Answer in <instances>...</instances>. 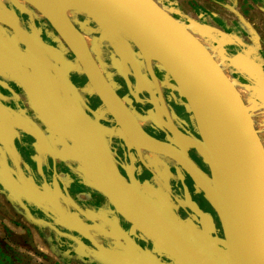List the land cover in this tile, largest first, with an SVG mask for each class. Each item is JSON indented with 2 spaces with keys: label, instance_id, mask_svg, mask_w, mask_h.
Segmentation results:
<instances>
[{
  "label": "flooded vegetation",
  "instance_id": "1",
  "mask_svg": "<svg viewBox=\"0 0 264 264\" xmlns=\"http://www.w3.org/2000/svg\"><path fill=\"white\" fill-rule=\"evenodd\" d=\"M73 13L106 82L147 133L177 150L186 134L200 138L186 99L155 60L156 80L123 32ZM0 138L27 179L19 187L0 168V193L31 221L66 232L57 238L49 226L60 249L98 258L52 202L122 257L132 255L129 244L161 264H218L213 247L223 230L204 191L177 159L134 145L56 28L25 0H0ZM186 152L210 175L194 145Z\"/></svg>",
  "mask_w": 264,
  "mask_h": 264
},
{
  "label": "water",
  "instance_id": "2",
  "mask_svg": "<svg viewBox=\"0 0 264 264\" xmlns=\"http://www.w3.org/2000/svg\"><path fill=\"white\" fill-rule=\"evenodd\" d=\"M25 1L56 28L123 131L118 112L105 96L104 88L108 96L131 115L140 133L150 141L151 145L143 148L177 159L204 191L219 216L223 230L224 237L219 238V244L213 247L218 264H264V144L251 107L206 44L157 0H62L69 5L59 15L45 12L36 1ZM71 11L98 18L123 32L137 47L156 80L151 67L155 60L172 77L186 99L192 112L193 127L200 138L186 134L188 144L177 150L147 133L106 82L85 36L69 16ZM125 134L131 140L128 133ZM190 144L203 158L210 175L187 154L186 147ZM188 163L194 167L199 179L193 175ZM8 194L13 202L22 203L11 191ZM52 205L67 229L90 241L98 256L95 260L99 263L161 264L153 257L147 258L141 253L136 255L129 244L132 255L122 257L100 244L83 225L71 220L61 207L54 202ZM48 226L58 233L67 234L53 224L48 223ZM75 238L85 247L79 238Z\"/></svg>",
  "mask_w": 264,
  "mask_h": 264
},
{
  "label": "crops",
  "instance_id": "3",
  "mask_svg": "<svg viewBox=\"0 0 264 264\" xmlns=\"http://www.w3.org/2000/svg\"><path fill=\"white\" fill-rule=\"evenodd\" d=\"M157 1L160 3L159 0ZM163 1L192 25L189 26L183 22L206 44L238 87L244 100L252 109L256 127L260 123L263 126L264 0ZM257 115L259 121L256 119ZM257 129L264 144V134L259 127ZM3 140L0 138V153L5 156V159L0 160V168L2 172L7 171V165L9 171L11 170L9 176L18 181L16 185L26 186V174H23L22 167L19 165L21 162L9 160L12 156L8 158L9 154L3 153L6 152ZM12 163L17 167L16 172H12L14 170L10 166ZM2 193H0V202L6 204L3 207L5 209L16 207L13 203L9 204L8 197L3 195L6 191Z\"/></svg>",
  "mask_w": 264,
  "mask_h": 264
},
{
  "label": "rangeland",
  "instance_id": "4",
  "mask_svg": "<svg viewBox=\"0 0 264 264\" xmlns=\"http://www.w3.org/2000/svg\"><path fill=\"white\" fill-rule=\"evenodd\" d=\"M159 1L178 19L192 26L170 5ZM256 117L259 121L258 115ZM263 126L261 123L258 125L264 134ZM5 205L0 202V264H100L84 258L79 248L74 253L69 249H60L48 225L42 226L36 218L31 221L19 207L5 209ZM6 218L8 221L5 222ZM57 236L60 238V233L57 232Z\"/></svg>",
  "mask_w": 264,
  "mask_h": 264
},
{
  "label": "bare ground",
  "instance_id": "5",
  "mask_svg": "<svg viewBox=\"0 0 264 264\" xmlns=\"http://www.w3.org/2000/svg\"><path fill=\"white\" fill-rule=\"evenodd\" d=\"M33 1H36L39 4V7H41V9L44 10L45 12H51V14H56V15H59L61 11L69 5L66 4L65 2H62V0H33ZM50 4L53 7H51ZM99 87L103 89L102 85H100ZM103 91L106 93L104 94L107 97V99L110 101V103L114 105L116 111L118 112V116L120 117V121L124 126V130L125 132L128 133L131 140L134 141L135 143L134 145H137L139 147L150 146L151 145L150 141L140 133L131 115L128 112H126L124 109H122V107H120L114 99L112 100L111 97L108 96L105 88L103 89ZM168 148L169 147H165L164 149L172 151L170 148L169 149ZM188 167L192 171V173H194L193 175L197 179H199L198 174L195 172L194 167L189 163H188Z\"/></svg>",
  "mask_w": 264,
  "mask_h": 264
}]
</instances>
